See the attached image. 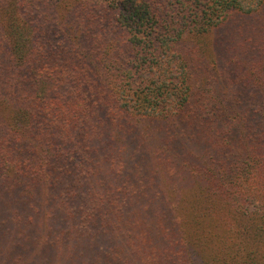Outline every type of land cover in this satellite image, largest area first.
<instances>
[{
    "label": "trees",
    "instance_id": "1",
    "mask_svg": "<svg viewBox=\"0 0 264 264\" xmlns=\"http://www.w3.org/2000/svg\"><path fill=\"white\" fill-rule=\"evenodd\" d=\"M137 118L176 124L169 161L201 149L184 164L198 199L176 191L168 209L177 262L144 264H264V0H0V181L23 214L43 202L44 226L57 196L81 220L102 151ZM114 185L133 195L122 175Z\"/></svg>",
    "mask_w": 264,
    "mask_h": 264
},
{
    "label": "rangeland",
    "instance_id": "2",
    "mask_svg": "<svg viewBox=\"0 0 264 264\" xmlns=\"http://www.w3.org/2000/svg\"><path fill=\"white\" fill-rule=\"evenodd\" d=\"M175 127L176 124L146 118L119 121L120 143L113 139L112 146L108 144L111 151H102L103 158L100 156L97 162L98 170L88 183L91 186H86L81 197L87 199L85 203L91 208L81 220L73 214L58 212L54 206L59 197L48 196L46 201L49 203L44 207L48 212L54 208L55 215H48L43 226L40 222L42 214L37 209L43 202L36 204V212L28 210L23 214L26 208L22 211L18 205L22 196L20 189H13L6 181H0V264H144L143 257L157 259L161 251L164 255L170 254L171 262H177L172 256L175 250L170 245L176 235L170 228L168 209L174 203L172 195L176 191L179 192L177 197H184L188 205L198 199L197 187L185 169L193 155L201 154V149L194 145L196 152L193 147L189 152L183 151L181 154L184 155L177 159L183 161V167L177 164V160L169 161L174 148L169 144L163 147V136L174 134L171 129ZM155 150L164 154L160 155L158 151L156 154ZM193 160L199 162L196 156ZM55 162L57 169L53 173L63 184L61 173L66 171V163ZM118 162L123 166H115ZM120 175L126 179L133 195L117 193L114 181ZM30 181L35 184L34 180ZM59 182L56 184L61 185ZM60 188L62 191L63 186ZM94 190L106 201L100 208L92 199ZM75 195L71 189L67 200L75 202ZM91 201L94 207L89 205ZM26 216L34 221L26 222L23 220ZM211 219L210 214L202 215L201 227L209 229ZM131 242L135 246L133 249L129 245ZM199 246L200 243L193 244L208 256L207 248Z\"/></svg>",
    "mask_w": 264,
    "mask_h": 264
}]
</instances>
